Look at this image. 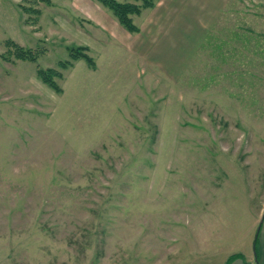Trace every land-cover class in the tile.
<instances>
[{
	"label": "rangeland",
	"instance_id": "rangeland-1",
	"mask_svg": "<svg viewBox=\"0 0 264 264\" xmlns=\"http://www.w3.org/2000/svg\"><path fill=\"white\" fill-rule=\"evenodd\" d=\"M132 21L0 0V264L256 261L264 0H159Z\"/></svg>",
	"mask_w": 264,
	"mask_h": 264
},
{
	"label": "trees",
	"instance_id": "trees-1",
	"mask_svg": "<svg viewBox=\"0 0 264 264\" xmlns=\"http://www.w3.org/2000/svg\"><path fill=\"white\" fill-rule=\"evenodd\" d=\"M40 1V0H39ZM48 2L49 0H42ZM103 6H105L111 13L115 16L117 21L130 33H136L139 29L133 24L132 16L138 15L142 10L152 8L159 0H124V2H117L116 0H98ZM85 48L77 49L73 54V59L79 60L80 58L84 59L87 63L91 64L92 61L90 58L83 53ZM21 54L18 57L27 59H34L30 52L20 51ZM64 66H67L64 64ZM53 73L50 71L48 74H43V79L51 87L55 88V84L51 80V75ZM229 258V260L233 259Z\"/></svg>",
	"mask_w": 264,
	"mask_h": 264
},
{
	"label": "crops",
	"instance_id": "crops-1",
	"mask_svg": "<svg viewBox=\"0 0 264 264\" xmlns=\"http://www.w3.org/2000/svg\"><path fill=\"white\" fill-rule=\"evenodd\" d=\"M227 264H264V227L260 228L256 241V261L246 256H237L227 261Z\"/></svg>",
	"mask_w": 264,
	"mask_h": 264
}]
</instances>
